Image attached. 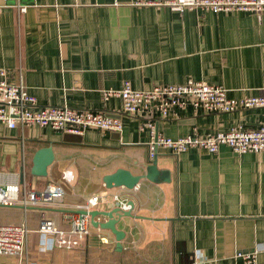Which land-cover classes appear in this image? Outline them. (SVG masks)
I'll return each mask as SVG.
<instances>
[{
  "label": "crops",
  "instance_id": "obj_1",
  "mask_svg": "<svg viewBox=\"0 0 264 264\" xmlns=\"http://www.w3.org/2000/svg\"><path fill=\"white\" fill-rule=\"evenodd\" d=\"M134 1L0 0V69L9 82L22 73L40 105L104 111L123 122L121 132L88 128L83 135L0 123V182L28 190L61 183L66 191L60 201L28 211L0 203V223L26 220L31 229L26 254H0V264H242L239 253L253 251L264 264V149L238 152L222 144L215 152L193 146L176 154L158 147L156 178L142 177L134 188L104 181L120 167L146 172L152 136L139 128L144 119L163 135H206L238 124L257 128L264 106L214 113L188 104L167 118H138L124 112L121 97L103 94L126 81L150 90L193 78L223 85L232 98L264 95V12L182 14ZM49 144L55 159L46 176H35L33 156ZM93 195L99 201L92 209L133 201L132 214L117 223L125 231L122 247L111 229L91 220L73 248L41 244L43 212L67 229Z\"/></svg>",
  "mask_w": 264,
  "mask_h": 264
},
{
  "label": "built area",
  "instance_id": "obj_2",
  "mask_svg": "<svg viewBox=\"0 0 264 264\" xmlns=\"http://www.w3.org/2000/svg\"><path fill=\"white\" fill-rule=\"evenodd\" d=\"M136 6H154L170 8L180 13L188 9L200 8L215 13L238 11L264 12V0H135ZM25 7L20 8L24 12ZM7 71L0 69V123L9 128H26L31 126L50 127L65 134L83 135L88 128H96L101 132L123 130V122L109 117L104 111L81 110L70 106L40 105L37 98L29 93L24 76L21 73L17 82H9ZM105 99L119 96L123 100L125 113L138 118L152 117L154 114L167 118L178 106L181 108L191 104L197 111L234 112L243 108L264 106V95L232 98L228 96L223 85H216L204 80L188 78L180 84L157 85L150 90H138L126 81L119 90L109 89L103 92ZM174 114V113H173ZM141 131H151L150 156L153 158L158 147L167 148L178 154L193 146H200L215 152L222 144H227L238 152L264 149V124L257 128H248L238 124L226 131L210 132L200 135L197 132L172 137L160 134L153 119H144L139 126ZM62 177L66 178L64 171ZM65 187L61 183H49L42 189H26L19 183L4 185L0 182V203L20 205L25 211L40 208L60 201L65 195ZM99 201L98 195L90 197L82 208L76 211L69 228H62L57 221L42 213L38 231L41 244L73 248L90 232V214L82 210H91ZM122 206L130 204L123 201ZM31 229L26 220L22 222L0 223V254L23 256L27 252ZM243 256L242 264H258L256 251L239 253ZM205 264V259H200Z\"/></svg>",
  "mask_w": 264,
  "mask_h": 264
},
{
  "label": "water",
  "instance_id": "obj_3",
  "mask_svg": "<svg viewBox=\"0 0 264 264\" xmlns=\"http://www.w3.org/2000/svg\"><path fill=\"white\" fill-rule=\"evenodd\" d=\"M158 153L145 165L146 172L135 174L130 169L120 167L116 171L106 174L104 181L108 187L124 185L128 188H134L142 177L150 179L156 178L158 173L157 162ZM55 159V153L52 144L38 148L33 156L32 174L35 176H46L48 174V166ZM21 182H25L24 172L21 171ZM131 208L125 209L122 205L116 204L108 209H84L82 212L89 213L91 222L95 226L111 229L117 239V245L122 247L121 240L125 235V231L117 227L119 219L126 215L132 214L133 201L128 200ZM103 215L106 217L104 220L96 219V216Z\"/></svg>",
  "mask_w": 264,
  "mask_h": 264
}]
</instances>
